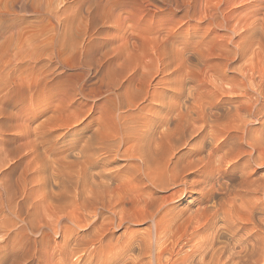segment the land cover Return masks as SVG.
<instances>
[{"label": "bare ground", "instance_id": "bare-ground-1", "mask_svg": "<svg viewBox=\"0 0 264 264\" xmlns=\"http://www.w3.org/2000/svg\"><path fill=\"white\" fill-rule=\"evenodd\" d=\"M217 2V5L214 3L217 9L223 3H233L232 0ZM209 5L203 9L205 19H202L205 24L211 25L214 21L217 25L219 14H212L213 7ZM207 8L210 14L206 13ZM234 8L227 14L220 13L217 26L227 30L232 19L237 25L241 23V31L230 33L239 38L236 44L231 40L226 42L229 38L222 39L223 33L217 35L215 27L202 36H197V31L191 37L188 32L186 39L181 33L184 41L180 46L179 42H168L165 38L152 52L151 48L148 51L146 41L147 46L143 48L150 52L149 58L142 61L141 68L137 65L138 71L132 72L135 79L131 75L132 79L126 78L130 73L126 67L128 74L123 76L126 79L117 80L125 72L120 73L111 66L114 73L108 79L111 90L109 86L107 89L111 100L105 98L110 101L103 102L105 108L97 103L88 106V115L98 113L96 117L93 115L95 122H91L93 126L90 133L87 130L88 135L84 136V130L92 124L89 120L81 122L82 116H87L84 109L75 111L74 106L71 114H67L72 100L66 97L50 113L46 123L27 131L24 146L29 172L27 184H30L27 193L33 199L32 215L35 218L38 215L41 222L44 216L53 218V227L63 218L70 220L73 229L64 225L67 231L71 229L69 232L76 228V233L70 236L75 241V247L71 248L77 253L83 251L80 253L83 263H90L110 247L106 236L114 226L127 225V229L128 224L149 223L138 234L133 230L136 227L130 228L127 239L120 245L117 243L120 236L116 238L115 243L121 246L119 254L128 253L130 264H264V173L251 178L253 173L264 169V124L259 119L264 115L258 110L264 105V13L255 17L257 12L250 10L249 15L234 18L231 17ZM200 13L202 17V10ZM168 34L164 36L169 37ZM134 57L132 66L136 65L137 56ZM235 62L239 63L238 67L233 66ZM121 63L126 65L124 59ZM229 68L241 75L240 82L237 83L235 75L228 76ZM154 74L161 75L159 80L153 79L159 85L170 78L166 84L162 83L166 89L158 91L151 84ZM199 74H211L218 81L225 79L220 81L221 85L225 81L229 88H221L217 81L220 88L213 85L216 96L212 98L215 94L209 85L212 91L204 92L211 96L204 94L203 98L197 86H202L199 83L204 81H199L205 76L198 80ZM222 76L228 77L222 79ZM189 80L194 81V86L188 89L187 85L185 93L183 85ZM166 90L173 93L165 97ZM80 92L84 93L82 88ZM240 98L243 101H238ZM139 99L144 102L157 99V103L154 100L155 104L138 106ZM185 101L190 104L186 102V105ZM123 108L127 111H122ZM250 116L254 118V121L249 119L252 124L260 126L252 129L247 120ZM68 136L73 137V142L59 149L60 142ZM68 151L74 153L69 155ZM112 163L116 165L107 170V165ZM253 163L258 165L257 169L252 167ZM183 197H190L194 207L173 204ZM65 227L62 230L66 231ZM77 229L86 233L80 235ZM68 241H63V249L69 247ZM79 246L85 249L80 250ZM117 246L111 244L112 251ZM65 253L72 255L71 251Z\"/></svg>", "mask_w": 264, "mask_h": 264}, {"label": "rangeland", "instance_id": "rangeland-1", "mask_svg": "<svg viewBox=\"0 0 264 264\" xmlns=\"http://www.w3.org/2000/svg\"><path fill=\"white\" fill-rule=\"evenodd\" d=\"M217 1L218 0H214V2L211 0H0V264H77L79 263L78 261H80L79 264L86 263L81 261L80 253L83 251L78 252L79 257L77 256V251L73 249L75 247V241L74 239L72 240L70 236L76 233V228L74 229L75 231L72 230L69 232L71 230L70 228H68L69 231H67L66 227L72 226V229L74 228L70 220L63 218L60 220V225L58 224L53 227L51 223L53 218L48 219L44 216L41 222V220L39 221L37 219L39 217L38 215L36 218L32 215V211H34L32 209L33 199L31 196H28L27 193V188L30 184H27L29 172L26 169L25 160L24 143L27 139L26 133L27 131L31 132L30 130L38 127V125L46 123L50 113L62 103L61 99L65 97L67 100H72L71 109H67V114H71L73 111L72 108L75 106L77 107V109L74 107L75 111H83L84 109L87 115L82 116V123L88 122L87 120H89L90 123H94L95 120L93 119V115L96 117L98 113L94 112L88 115L87 109H89L93 103L99 105L103 104V102L108 99L111 100V93L108 92L107 89H109L108 86L111 85V80H108L112 76L111 72L114 73L112 68L115 67L117 70H120V73L121 71L125 72L122 73L121 77L120 75L117 76V80L120 78L119 81L128 78L129 75L133 76L132 78L135 79L132 72L138 71L139 65H142V61L148 60L149 55L147 54H150V52H148L149 48H151V52L154 51L165 38L168 42L171 40L173 42L177 41L175 42L177 44L179 42L178 45L180 46V42L188 37V32H190L189 36L191 37H193L192 33L197 31V36L200 34V36H202V34L205 35L210 29H215L216 27L215 32H218L217 35L223 33L221 35L222 39L227 40L229 38L226 42L230 43L229 41L231 40L233 42L235 41L236 44L239 38L235 37L234 33H232L233 36L230 33L234 30L235 33L241 31L239 28L241 23L237 25L235 19H232L230 27L227 30L225 27L220 28L217 26L219 24L217 21L220 19L219 15L221 17L222 13L227 14L228 11L234 7L236 12L234 11L231 14V17L234 18L238 15L243 16L246 13L249 15L251 11L257 12L255 17H260L264 13V0H232V4H221L220 8H223H221L223 12L220 8L217 9ZM214 3L216 4L215 7ZM208 4H210L209 7H213L211 9L209 8L212 14H215V16L219 14L217 17L218 20L216 19L217 25L213 23L214 21L211 22V25H209L210 23L205 24V11L203 9L208 7ZM225 5L228 7H226L227 9ZM246 7L247 9H245ZM209 9L207 8L206 10L208 11ZM201 10L202 17L199 15L201 14ZM217 10H221V12ZM207 11V14L211 13ZM195 26L196 28H194ZM206 27L210 28L207 29ZM171 31L172 33H170ZM165 33H169L168 35L170 36H164ZM175 33L176 36L173 35ZM184 33H186V35ZM178 34H181L182 37ZM173 36L174 38H172ZM223 36H225V38ZM176 37L178 40H176ZM146 41L148 42V46L146 45ZM150 41H153L154 45H156L155 48ZM141 46L142 48L143 46H147L148 51L145 50L146 48H143L144 51ZM134 47H138L139 52L138 48L134 50ZM142 50L147 56L141 54ZM135 51L138 53H135ZM127 55L130 56V60ZM133 55L137 56V60L135 61L136 65L134 66L132 65L136 58ZM126 58L129 61H126L127 63H125ZM140 58L144 59L141 60ZM122 59H124V63L126 64L124 66H121V64H123L121 63ZM138 61L141 63L139 64ZM191 61L195 62V60ZM118 63H120V66ZM235 63L232 65L238 67L239 63ZM111 66L113 67L111 68ZM125 68L128 73L130 72L129 74ZM234 68H229L227 74H229L228 76L235 75L236 79H234L238 83L242 78ZM200 75L201 74L197 75L196 79L199 80L201 77L205 76V79L204 77L201 78V80H204L199 81H204L205 87L200 88L204 85L203 83H199V85L202 84V86H197V89L200 90H197V92H199V94L202 92V97L205 94L204 90L207 89L210 92L213 90V94H215L216 88L213 85L217 86L218 84H216V82L218 80H214L215 77L211 76V74H209L210 76L208 74L203 76ZM123 76L126 78H123ZM160 76L161 75L154 74L151 79V84L153 86L155 85L157 90H161V88L166 89L167 87L163 84L169 82L170 79L167 77V81L165 79L159 85L154 81L156 79L159 80ZM238 76L240 77L237 78ZM224 77L222 76V79ZM100 78L103 79L105 84ZM132 78L129 77V79ZM212 80L215 84L212 83ZM223 80L220 79L217 83L221 85ZM108 82H110V84ZM205 82L207 83L205 84ZM224 83V87L221 85V88H229V85L226 86L227 84L225 81ZM237 83L235 86L239 88L240 86ZM192 85L194 86L193 80L184 83L183 90H185V93ZM209 85H211L212 90H210ZM175 87L178 88V85ZM81 88L84 92L83 94L86 93L84 96L81 92L79 93ZM96 90L97 92L95 93L94 91ZM207 91L206 94L208 95L210 92L208 91L207 93ZM172 93V90H166L165 97H169ZM93 94L97 95L94 96ZM206 94L205 96H207ZM209 95L211 96V94ZM209 95L207 97H209ZM214 96H216V94L212 95V98H214ZM218 96L220 97L221 95ZM219 97L218 99H220ZM105 98L108 99L105 100ZM67 100H65V102H67ZM109 100L108 102L110 103ZM154 100L156 101L157 99L151 100L150 103L139 99L136 103L138 104V102L141 101L138 106L145 105L146 103H157V101L155 102ZM238 101H243V99L241 100L240 98ZM108 102L107 104H109ZM186 102L190 104L189 101H185V104ZM79 104L81 105L80 107ZM101 107L105 108L104 104ZM261 108L264 109V105H262V107L260 106L258 109L261 110L264 115V111ZM123 109L122 111H127L126 108ZM261 111L258 112L261 113ZM89 117L91 118L89 119ZM249 119L254 121L252 116H250V118L248 117L247 120ZM259 119L261 120L260 123L262 122L264 124V116ZM250 122L252 124V121ZM251 124L249 125L251 126ZM256 125L260 126V124H252V129L257 128L258 126ZM26 126L29 130L25 128ZM92 126L93 124L89 125V127L85 129L86 131L84 130V136L91 132ZM63 130L62 132L68 129ZM87 130H90L89 133ZM72 138V136H68L64 141L62 140L59 149L68 147V144L73 142ZM72 153L74 152L70 151L69 155ZM112 164H108V168L106 167V169L110 170L109 166L112 168L116 165L115 163ZM252 167L257 169L258 165L254 164ZM97 169L99 170V167L95 170L97 171ZM261 173H264V169H260L253 173L251 178H258L259 174L262 175ZM183 200L186 201L184 202ZM189 200L191 201L190 197H183L180 198V200L173 201V204L179 205L181 208H193L194 204ZM39 214L42 213L39 211ZM105 214H107V212H105ZM148 224L149 223L138 225L128 224V230L126 229L127 225L119 226L120 228L114 226L112 230L115 232L110 229L106 236V240H110V247L105 249H108V252L104 250L100 253L101 255L99 254L96 256L94 260L88 264H107V262H111V264H126V261L127 264H130L131 260H129V257L131 258V256L128 253H126L127 255L125 256V253H123V256L119 254L121 246L119 248L117 245L124 243L127 239L126 233L131 232L130 228L136 227L137 229H133L136 231L135 233L139 231L142 232L144 230L143 226H147ZM56 227L58 229H56ZM61 227H65L66 231L62 230ZM121 227H123V229ZM54 228L57 230V233ZM77 233L82 235L86 233V231L77 229ZM116 238H118L117 240L120 239V241H117ZM112 239H114L113 242ZM63 241H68L70 245L66 244L70 248L68 247L67 250L63 249ZM115 241L120 243L117 244ZM111 244L112 247H115V245L117 246V248H115L116 251L115 249L112 251ZM72 245L73 248H71ZM89 246L86 245L84 247L90 249ZM79 247H82L80 250L84 248L83 246ZM66 251H71L72 255L70 253L66 254ZM73 251L76 253L74 254ZM112 253H114L115 257ZM63 256L66 261H63ZM67 256H69L68 260L66 258ZM99 256L104 259L107 257L108 261L107 259L103 261L104 259L101 257L99 258ZM123 257H126L128 260ZM95 259L97 260L96 262Z\"/></svg>", "mask_w": 264, "mask_h": 264}]
</instances>
